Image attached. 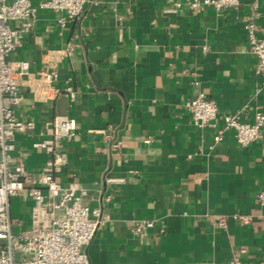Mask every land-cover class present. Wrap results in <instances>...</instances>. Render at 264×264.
<instances>
[{
	"label": "crops",
	"instance_id": "obj_1",
	"mask_svg": "<svg viewBox=\"0 0 264 264\" xmlns=\"http://www.w3.org/2000/svg\"><path fill=\"white\" fill-rule=\"evenodd\" d=\"M37 1L31 29L8 56L30 63L15 114L33 127L15 134L13 154L27 170H40L48 163L32 145L40 131L55 115L76 120L56 177L63 187L85 188L84 203L110 215L85 247L89 264H229L234 255L264 264V206L256 199L264 189V127L259 139L240 145L219 118L198 127L186 107L197 80L218 116L251 120L257 106L264 109V74L243 29L253 20L264 34V0L255 9L253 0H239L219 10L174 5L184 0H87L64 27L58 12ZM68 42L73 54L58 59ZM46 58L58 76L43 90L37 73ZM32 206L10 198L14 233L30 228ZM237 213L250 222L234 219ZM141 219L154 226L132 233Z\"/></svg>",
	"mask_w": 264,
	"mask_h": 264
},
{
	"label": "built area",
	"instance_id": "obj_2",
	"mask_svg": "<svg viewBox=\"0 0 264 264\" xmlns=\"http://www.w3.org/2000/svg\"><path fill=\"white\" fill-rule=\"evenodd\" d=\"M86 1L39 0L37 5L58 12L57 22L64 27L80 17ZM238 3L239 0H184L174 5L179 7L186 4L193 9L211 6L219 10ZM257 5L258 0H253L252 7L255 9ZM35 17L34 0H0V264H89L85 247L96 231L110 220V215L100 206L89 207L84 203L85 188L63 187L56 177L68 161L64 144L76 133V120L55 115L40 131L41 138L32 143L33 147L43 150L48 156V163L40 170H27L13 154L15 134L33 127L31 120L20 119L15 114V107L23 97L20 85L30 74V63L25 59L12 61L8 56L21 44ZM15 21L20 25H13ZM243 29L251 52L258 58L256 71L264 74V34L257 35V25L253 20H247ZM73 52L74 44L68 42L55 53L58 59H64ZM46 59L43 60L46 67L37 73L43 90L52 88L58 76L54 61ZM193 85L194 93L186 101V107L196 126H215L219 118L223 128L233 131L240 145L262 136L264 109L257 106L251 120H242L237 113L218 116L217 104L199 89V81L194 80ZM66 90L73 96L71 87ZM101 132L109 140L110 133L106 130ZM119 145L118 141L111 143L113 149ZM121 180L112 176L105 178L110 183ZM14 196L33 201L31 226L17 234L12 230L10 216V198ZM256 199L264 206V189L257 192ZM232 216L244 224L251 220L248 214ZM216 224L224 226L225 218L220 217ZM153 226L152 219L135 220L131 231L140 235ZM229 264L245 263L234 255Z\"/></svg>",
	"mask_w": 264,
	"mask_h": 264
}]
</instances>
